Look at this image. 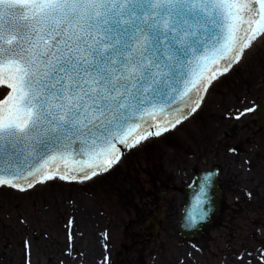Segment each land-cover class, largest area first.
Segmentation results:
<instances>
[{
	"label": "snow or ice",
	"instance_id": "snow-or-ice-1",
	"mask_svg": "<svg viewBox=\"0 0 264 264\" xmlns=\"http://www.w3.org/2000/svg\"><path fill=\"white\" fill-rule=\"evenodd\" d=\"M258 34L264 0H0V86L11 90L0 99V186L106 171L118 144L186 118L165 107L170 93L206 91ZM158 113L155 131H142Z\"/></svg>",
	"mask_w": 264,
	"mask_h": 264
},
{
	"label": "rangeland",
	"instance_id": "rangeland-1",
	"mask_svg": "<svg viewBox=\"0 0 264 264\" xmlns=\"http://www.w3.org/2000/svg\"><path fill=\"white\" fill-rule=\"evenodd\" d=\"M263 99L264 34L213 81L196 114L146 138L111 172L85 183L54 177L25 192L0 187V264H264V223L240 238H221L212 225L185 239L180 213L162 195L183 191L207 167L224 120H257L251 108ZM170 211L173 221L159 219ZM151 219L162 229L148 244L143 227Z\"/></svg>",
	"mask_w": 264,
	"mask_h": 264
},
{
	"label": "flooded vegetation",
	"instance_id": "flooded-vegetation-1",
	"mask_svg": "<svg viewBox=\"0 0 264 264\" xmlns=\"http://www.w3.org/2000/svg\"><path fill=\"white\" fill-rule=\"evenodd\" d=\"M256 119L224 120L218 130L214 157L210 159L207 156L208 160L204 159L207 167L194 173L191 181L201 172L218 170L220 213L213 227L216 226L221 238L225 232H229L231 238L243 237L250 227L258 222L264 223V121ZM186 187L183 191L176 190L175 194L172 190V193L162 192L164 199L172 200V210L180 213V217L187 199ZM180 194H184L182 202ZM173 215L170 211L169 214L158 216L161 220L166 218L167 221H173ZM144 235L147 236L148 244L154 242L156 236ZM124 249L128 251L129 246H124Z\"/></svg>",
	"mask_w": 264,
	"mask_h": 264
},
{
	"label": "water",
	"instance_id": "water-1",
	"mask_svg": "<svg viewBox=\"0 0 264 264\" xmlns=\"http://www.w3.org/2000/svg\"><path fill=\"white\" fill-rule=\"evenodd\" d=\"M254 7H255V4H254ZM260 35L261 34H258L256 37H254V39L257 41ZM228 59L230 58H226L225 60H219L217 61V65H214L212 67H216V66L223 67L227 64ZM235 64L236 62H232L231 66L228 68V71H221L222 75H226L232 69L231 67L235 66ZM213 80L214 79H211L210 81H206V85H207L206 91L204 88V84H199L198 87L196 88L189 86L187 92H184L183 95H180L177 93H170L171 96H174V99L172 100L171 105H165V107L169 108L170 112H174L176 115L186 116V118L182 119L181 122H183L184 120L188 118L190 119V116H193V114L196 113V110H198L201 107L202 101ZM216 80L217 78L215 77L214 81ZM9 92L10 90L6 89V86H0V99H3ZM198 100L200 101L199 107H197L195 111H192L191 109L195 107V102ZM251 111L258 116L257 118L264 121V99L261 100L258 104H256L251 109ZM159 121H160L159 113L157 114L156 119L146 117L145 121L142 123L141 130L143 131L147 129L148 131L154 132L155 124L158 123ZM171 128L173 127H170L169 129ZM162 132H165V131H162ZM162 135L156 136V137H161ZM144 141L145 139L141 140L139 143H136V144L142 145ZM117 146L120 148V156H126L128 153H130L133 150V147H134V146L126 147L125 145H119V144ZM76 147H79V144H77ZM83 158L85 157L75 156L76 160L83 159ZM41 163H43V161H41ZM115 164H118V161L114 162L106 171L98 170V174L107 173L111 169V167H113ZM71 166L72 165H69V167ZM54 168H60L61 173H63L65 165L62 161L50 162L48 165V170L50 171ZM90 172H91V169L84 168L83 171H79L76 173H70V174L77 175V179L75 180L67 179L66 181H75V182L77 181L79 183L80 180H90L91 178H95L98 176L97 174L95 176H92L90 179H82L85 173H90ZM217 172L218 170L215 169L214 171L203 172V173L196 175L194 179V183L191 184L187 188V191H188L187 202L183 208L181 220L178 226L182 237L189 238V239L199 237L204 232L206 227L211 226L216 221L219 215V212H220L219 185L217 183L219 174ZM52 174L53 176L54 175L60 176V174H57L55 172H51V175ZM24 175H27V173H25ZM35 179L36 178L29 176L26 180L21 179L17 182L20 183L25 189H29L27 187V184L29 182H32L34 183V185H36L37 182H35ZM49 180L50 179H45L43 182H49ZM7 186L8 185H3L0 187H7ZM14 188H17V187H14ZM17 189L20 190V188H17ZM31 189H29V191ZM21 192H25V191H21ZM145 231L151 232L149 231L148 228H146Z\"/></svg>",
	"mask_w": 264,
	"mask_h": 264
},
{
	"label": "bare ground",
	"instance_id": "bare-ground-1",
	"mask_svg": "<svg viewBox=\"0 0 264 264\" xmlns=\"http://www.w3.org/2000/svg\"><path fill=\"white\" fill-rule=\"evenodd\" d=\"M262 36V34L260 35V37ZM260 37H258V39H257V41L260 39ZM254 41H256L254 38L252 39V41L251 42H254ZM244 51H245V49H244ZM244 51H243V53H244ZM241 58V57H240ZM240 60V59H239ZM237 63V62H236ZM222 73L220 72V74H218L217 76H216V78H218L220 75H221ZM200 109V108H199ZM198 109V110H199ZM196 113H197V110H196ZM195 113V114H196ZM191 117V116H190ZM151 137H154V135H148V136H146V138L147 139H149V138H151ZM145 138V139H146ZM137 145H139V144H135V146L134 147H136ZM133 147V148H134ZM124 157L125 156H120V159H119V161H118V164H115L113 167H111V169L107 172V173H109V172H111L112 170H114L115 168H116V166L117 165H119L123 160H124ZM107 173H102V174H98V176H100V175H103V174H107ZM53 178L54 177H56V176H52ZM59 179H60V176L58 177ZM96 178V177H95ZM63 180H66V179H63ZM90 180H93V178H91ZM90 180H80V182L79 183H85V182H88V181H90ZM68 182H70V181H68ZM78 183V182H77ZM40 183H36V185H34V187H36L37 185H39ZM12 188H14V187H12ZM188 188V187H187ZM186 192L188 193V191L186 190ZM219 203H220V199H219ZM184 206H185V204L183 205V207L182 208H184ZM160 225L157 223V222H155V220L154 219H151L150 221H149V223L146 225V227L145 228H148L149 229V231H151V232H149V233H152V234H157V233H159V230H160ZM154 232V233H153ZM98 253V252H97ZM96 254V253H95Z\"/></svg>",
	"mask_w": 264,
	"mask_h": 264
}]
</instances>
